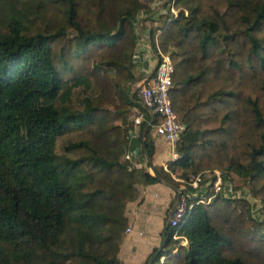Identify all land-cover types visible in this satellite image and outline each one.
I'll use <instances>...</instances> for the list:
<instances>
[{
    "label": "trees",
    "instance_id": "16d2710c",
    "mask_svg": "<svg viewBox=\"0 0 264 264\" xmlns=\"http://www.w3.org/2000/svg\"><path fill=\"white\" fill-rule=\"evenodd\" d=\"M163 7L144 33L171 58L185 126L166 169L151 162L161 118L145 112L132 135L138 104L124 88L138 15L154 20L148 2L0 0V264H122L125 209L139 198L127 152L146 159L149 184L176 190L218 170L248 191L194 204L179 229L186 245L165 223L144 264H264V0H175L177 16Z\"/></svg>",
    "mask_w": 264,
    "mask_h": 264
},
{
    "label": "built area",
    "instance_id": "2783aa9c",
    "mask_svg": "<svg viewBox=\"0 0 264 264\" xmlns=\"http://www.w3.org/2000/svg\"><path fill=\"white\" fill-rule=\"evenodd\" d=\"M174 2L175 0H168L166 10L177 16L178 11L174 7ZM135 27H138L139 30L141 29L140 21L136 23ZM135 36L137 39L136 32ZM140 37L139 40L137 39L139 41L137 42L138 49L135 52V66L138 69L139 76L132 80L129 87V90L135 95L136 103L138 104L137 106L135 105L137 108H135L130 120L133 128L132 135L137 134L139 126L144 120L145 112H149L152 116L156 115L161 118L157 124L152 126L154 133L170 142L175 150L185 126L178 120L169 97L173 64L170 56L163 53L157 45L155 49L152 48L145 34L141 33ZM141 47L150 48L153 63L152 70L145 73H141V68H138L140 60L139 50ZM125 158L131 162L129 169L137 170L136 156L132 152H127ZM179 182L180 185L176 188L177 197L166 217V223L175 228L172 238L176 241L177 246L187 244V240L179 233V229L184 224L194 204L209 202L217 194L227 198L237 196V193L232 191L218 170L206 171L203 174L191 176L187 180H179ZM209 190H211L212 194L208 196ZM129 230L130 228H127L126 232Z\"/></svg>",
    "mask_w": 264,
    "mask_h": 264
},
{
    "label": "crops",
    "instance_id": "0c3cea01",
    "mask_svg": "<svg viewBox=\"0 0 264 264\" xmlns=\"http://www.w3.org/2000/svg\"><path fill=\"white\" fill-rule=\"evenodd\" d=\"M149 1L153 7L155 0ZM163 3L159 5L162 6ZM159 19L160 17L156 16L153 22ZM150 51V48L146 47H141L139 50L138 68H141V73L152 70ZM151 135L154 144L151 162L153 165L163 166L166 169V164L176 159L178 154L175 156L176 151L171 143L157 136L153 129ZM135 162L138 171L136 187L139 190V198L128 203L125 209L130 230L125 233V238L118 251V258L122 264H144L153 249L161 244L164 217L172 204L175 190L172 184L166 182L147 183L144 175L145 172L153 175L152 168L148 166L143 156H136Z\"/></svg>",
    "mask_w": 264,
    "mask_h": 264
},
{
    "label": "rangeland",
    "instance_id": "374dc122",
    "mask_svg": "<svg viewBox=\"0 0 264 264\" xmlns=\"http://www.w3.org/2000/svg\"><path fill=\"white\" fill-rule=\"evenodd\" d=\"M149 1V0H148ZM147 0H146V2H148ZM167 1L168 0H155V4H154V6L152 7V5H151V3H150V1L148 2V5H149V7L152 9V11H151V14H150V16L152 17V16H154V18H156V16H159V15H161V12L164 10L163 8L164 7H162V6H164L166 3H167ZM163 2H165V4L163 3ZM160 3H163V5L162 6H160L159 4ZM145 14L144 13H140V15H138V21H140V25H141V29L139 30L138 29V27H136L135 28V32L137 33V39L139 40L141 37H140V34L141 33H143V34H145L144 33V31L147 29V27H150V26H157V25H160V23H161V20H158V21H155V23L152 21V20H150V19H148V20H146L145 22H144V18H145ZM160 18H161V16H160ZM0 28H1V24H0ZM136 39V41L137 42H139L138 40ZM131 71H132V73H133V76L135 77V78H137L138 76H139V73H138V69H137V67L134 65H132V67H131ZM131 82L132 81H129V82H127L125 85H124V88H125V86L129 89V87H130V84H131ZM135 108H137L136 106H132L129 110H128V112H127V114H128V120H129V123L131 124V117H132V114H133V112H134V110H135ZM179 185H180V183H179ZM178 185V186H179ZM247 190L246 189H242L241 191H239L238 193H237V196H246V197H248V194H247ZM177 191L176 190H174V197H173V200H172V204H171V206L169 207V209L172 207V205L174 204V202H175V199H176V197H177ZM249 199H251V203H252V213H253V215L254 216H259L260 215V213L259 212H257L256 211V207H258V204L260 203L258 200H255V199H252V198H249ZM169 211V210H168ZM168 211H167V213H168ZM167 213H166V215H165V219H164V226H165V223H166V217H167ZM262 214L264 215V213L263 212H261V216H262ZM161 245V244H160ZM159 245V246H160ZM173 253H175L174 251H173ZM161 259H163V258H161Z\"/></svg>",
    "mask_w": 264,
    "mask_h": 264
}]
</instances>
